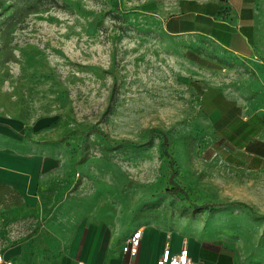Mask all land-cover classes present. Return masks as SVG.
Returning a JSON list of instances; mask_svg holds the SVG:
<instances>
[{"label": "rangeland", "instance_id": "obj_1", "mask_svg": "<svg viewBox=\"0 0 264 264\" xmlns=\"http://www.w3.org/2000/svg\"><path fill=\"white\" fill-rule=\"evenodd\" d=\"M172 1L0 0V122L70 153L82 195L121 217L264 216V176L250 185L222 166L235 150L200 107L206 73L165 32ZM24 202L0 184V263L40 227L36 210L15 214ZM207 223L264 263V220Z\"/></svg>", "mask_w": 264, "mask_h": 264}, {"label": "crops", "instance_id": "obj_2", "mask_svg": "<svg viewBox=\"0 0 264 264\" xmlns=\"http://www.w3.org/2000/svg\"><path fill=\"white\" fill-rule=\"evenodd\" d=\"M160 14L176 54L207 75L200 107L235 150L222 154V166L252 185L264 176V105L258 99L264 98V0H173ZM77 174L70 153L40 146L0 122V184L25 198L16 215L36 210L40 217L38 230L10 247L0 264H121L131 258L155 264L167 248H187L194 264H264L207 223L264 216L204 210L139 222L82 195ZM139 228L141 245L132 256L123 247Z\"/></svg>", "mask_w": 264, "mask_h": 264}, {"label": "built area", "instance_id": "obj_3", "mask_svg": "<svg viewBox=\"0 0 264 264\" xmlns=\"http://www.w3.org/2000/svg\"><path fill=\"white\" fill-rule=\"evenodd\" d=\"M143 230L139 228L132 235H130L124 244V251L132 256L139 252L141 245V237ZM8 264H11L10 260ZM79 264H90L88 262L80 261ZM121 264H139L135 258H131ZM155 264H194L193 259L190 257L188 249L182 248L177 252H171L169 248L159 256Z\"/></svg>", "mask_w": 264, "mask_h": 264}, {"label": "trees", "instance_id": "obj_4", "mask_svg": "<svg viewBox=\"0 0 264 264\" xmlns=\"http://www.w3.org/2000/svg\"><path fill=\"white\" fill-rule=\"evenodd\" d=\"M170 180L174 183V189L172 190L173 192H177V191H184L183 190V188H182V186L178 183V182H176L175 180H174V174L172 173L171 174V176H170ZM219 204H222V203H219Z\"/></svg>", "mask_w": 264, "mask_h": 264}, {"label": "bare ground", "instance_id": "obj_5", "mask_svg": "<svg viewBox=\"0 0 264 264\" xmlns=\"http://www.w3.org/2000/svg\"><path fill=\"white\" fill-rule=\"evenodd\" d=\"M1 257V256H0Z\"/></svg>", "mask_w": 264, "mask_h": 264}]
</instances>
